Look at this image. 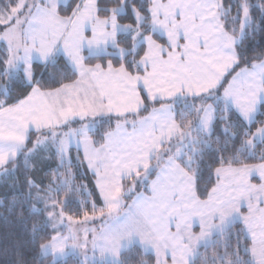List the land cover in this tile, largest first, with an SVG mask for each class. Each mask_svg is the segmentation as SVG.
<instances>
[{"label": "snow or ice", "instance_id": "snow-or-ice-1", "mask_svg": "<svg viewBox=\"0 0 264 264\" xmlns=\"http://www.w3.org/2000/svg\"><path fill=\"white\" fill-rule=\"evenodd\" d=\"M261 20L264 0L0 2L8 264L37 243L82 264H264ZM37 160L56 161L48 184Z\"/></svg>", "mask_w": 264, "mask_h": 264}, {"label": "trees", "instance_id": "trees-1", "mask_svg": "<svg viewBox=\"0 0 264 264\" xmlns=\"http://www.w3.org/2000/svg\"><path fill=\"white\" fill-rule=\"evenodd\" d=\"M0 2H3V0H0ZM258 15V14H257ZM229 23H231V20H229ZM260 32L259 34H253L250 35L247 40L245 41L246 44L252 45L255 41H257L258 47H264V20L260 21ZM63 63V60H61V64ZM34 69L37 72V75L40 74V66L34 65ZM36 168L34 169L32 175L38 182H43V184H48L50 181L54 179V177L49 173V170L51 168H55L56 161H46L41 163L39 160L36 161ZM74 172H76V169H73ZM20 180L22 182L23 175H20ZM76 182L77 183H84L88 186L89 189H92L94 187V179L91 173L86 169V167H81L78 170V173L76 175ZM7 191V188L0 184V197H3L5 192ZM95 199V197H94ZM98 207L103 206L102 200L97 201ZM7 200L5 201V205H0V264H8L9 258L11 257L12 253L14 252V249L12 247V240L13 235L12 233L16 232L18 229V225H16L15 217L11 216L7 212ZM77 204L74 203L71 206L70 214L74 215L76 219L83 218L82 215L77 214L76 212ZM4 217H8L7 222L5 221ZM241 227V226H238ZM51 229H48L46 233H42L40 236L39 242H47V236L51 234ZM212 250H209V255L211 254ZM35 257L34 264H80L79 260L70 257L67 260H64L62 262L54 263L51 257L42 258L41 252L38 247V243L34 246H32V250L29 256V259L32 257ZM138 258L137 254L132 255V259L135 261ZM151 264H154V257L150 258Z\"/></svg>", "mask_w": 264, "mask_h": 264}, {"label": "rangeland", "instance_id": "rangeland-1", "mask_svg": "<svg viewBox=\"0 0 264 264\" xmlns=\"http://www.w3.org/2000/svg\"><path fill=\"white\" fill-rule=\"evenodd\" d=\"M89 172L91 173V171H89ZM91 175H92V173H91ZM126 203H130V201H126ZM77 220L83 221V218L77 219ZM86 226L88 228H95V229L99 230V228H100V221L99 220H96V221H88V222H86ZM74 227L79 228V225H74ZM81 231H82V229H81ZM89 248H91V244H89ZM41 257L42 258L51 257L54 263L62 262L64 260H67L70 257H74V258L78 259L79 262H80V264H82V260H83V256L81 254H69L66 258H55V260H54V258L52 257L51 254H49L47 256L41 254ZM89 257H91V252H89Z\"/></svg>", "mask_w": 264, "mask_h": 264}, {"label": "crops", "instance_id": "crops-1", "mask_svg": "<svg viewBox=\"0 0 264 264\" xmlns=\"http://www.w3.org/2000/svg\"><path fill=\"white\" fill-rule=\"evenodd\" d=\"M197 231H198V229H197Z\"/></svg>", "mask_w": 264, "mask_h": 264}]
</instances>
